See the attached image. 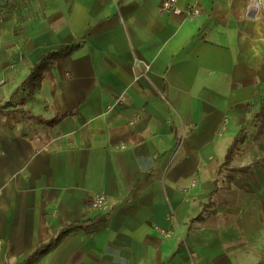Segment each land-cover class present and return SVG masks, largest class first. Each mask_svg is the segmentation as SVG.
Segmentation results:
<instances>
[{"label":"crops","instance_id":"crops-1","mask_svg":"<svg viewBox=\"0 0 264 264\" xmlns=\"http://www.w3.org/2000/svg\"><path fill=\"white\" fill-rule=\"evenodd\" d=\"M162 1L0 0V264L66 231L31 264H264V15L177 0L189 21Z\"/></svg>","mask_w":264,"mask_h":264},{"label":"trees","instance_id":"trees-1","mask_svg":"<svg viewBox=\"0 0 264 264\" xmlns=\"http://www.w3.org/2000/svg\"><path fill=\"white\" fill-rule=\"evenodd\" d=\"M79 47V44H74L70 47H67L63 50L59 51H48L45 54H43L40 58V60L30 69L29 75L27 78L17 87L16 90L12 93V95H16L19 91V88H27L28 90H33L39 86L41 75L44 71H46L49 66L56 62L64 61L67 57H69L74 50H76ZM10 103H6V105H9ZM18 114L22 115L23 117L27 118L29 121H34L39 124H46V125H54L58 123L60 120L65 118L67 114H57L50 120H44L41 117L32 116L30 114H26L21 111H17ZM241 133H239L230 146L228 147L224 161L220 166L221 168H224L226 165H228L232 159V155L234 151L237 149L238 144L241 142ZM66 232H61L56 238L51 239L44 245H42L38 250H36L31 256L27 258V261L24 264H31L38 260L40 257H42L44 254L49 252L52 248H54L64 237ZM261 264V263H259Z\"/></svg>","mask_w":264,"mask_h":264},{"label":"built area","instance_id":"built-area-1","mask_svg":"<svg viewBox=\"0 0 264 264\" xmlns=\"http://www.w3.org/2000/svg\"><path fill=\"white\" fill-rule=\"evenodd\" d=\"M160 13L175 15L181 17L183 20L193 21L200 16L201 10L196 5H186L184 7H180L177 4V0H163L160 5ZM244 14L246 17H257L259 14L264 15V0H248ZM133 66L140 71V75L142 77H147L149 65L134 59ZM125 102V96L119 95L115 98L114 104L108 106V110L115 106L123 105ZM193 186L194 182L191 183V187ZM108 204L109 198L102 192L92 195L88 201V207L94 211L104 210ZM156 230L163 237H169L173 234V231H167L160 228H156Z\"/></svg>","mask_w":264,"mask_h":264}]
</instances>
